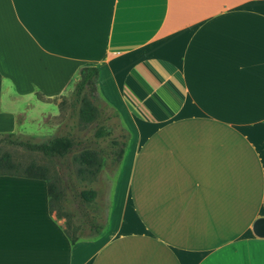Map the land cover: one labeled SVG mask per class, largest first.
Listing matches in <instances>:
<instances>
[{"label":"crops","instance_id":"1","mask_svg":"<svg viewBox=\"0 0 264 264\" xmlns=\"http://www.w3.org/2000/svg\"><path fill=\"white\" fill-rule=\"evenodd\" d=\"M86 62L129 131L106 224L72 242L0 174V264H264V0H0V132H48Z\"/></svg>","mask_w":264,"mask_h":264},{"label":"rangeland","instance_id":"2","mask_svg":"<svg viewBox=\"0 0 264 264\" xmlns=\"http://www.w3.org/2000/svg\"><path fill=\"white\" fill-rule=\"evenodd\" d=\"M71 92H63L53 98L52 101L56 103L63 101V105L61 112L51 117V128L48 132L36 135L20 133L23 138L39 141L54 134L69 132L75 139V144L66 157L52 158L40 151L30 150L18 144L4 141H0V153L3 151L11 152L13 159L22 165L30 161L45 164L48 167L49 176L61 192L60 201L52 211L64 227L74 229L81 236H89L96 231V228L87 221L89 215H94L93 220L96 224L102 225V227L106 224L109 203L113 197L114 186L119 174L120 162L117 160L116 151L124 146L122 141L127 143L129 131L120 111L112 106L99 90V109L101 110L99 125L105 134L100 137L95 136L97 127L95 122H78L71 127L75 120L78 121L68 118V102ZM47 107L51 110H57V106L53 103L47 104ZM26 125L31 131L40 127L34 121H27ZM85 147L99 150L100 165L94 174L78 173L79 163L73 159V155ZM84 188H92L96 191L93 200L85 204L81 202L79 195L80 190ZM59 207L61 214L58 216L56 210H59Z\"/></svg>","mask_w":264,"mask_h":264},{"label":"trees","instance_id":"3","mask_svg":"<svg viewBox=\"0 0 264 264\" xmlns=\"http://www.w3.org/2000/svg\"><path fill=\"white\" fill-rule=\"evenodd\" d=\"M98 78L99 67L96 63L86 62L80 66L78 70V79L75 82L68 102V118L78 120H75L71 127L78 122H95L97 126L95 136L100 137L105 134V131L102 129L101 125H99L101 110L99 109L100 96L98 95ZM62 105L63 101H60L58 103L60 112ZM0 141L18 144L30 150L40 151L52 158L66 157L72 151L75 144V139L69 132L66 134H54L46 139L37 141L30 138H23L20 133H16L14 131H4L0 132ZM122 143L125 146V141H122ZM124 146L120 147L116 151L118 162L122 158ZM73 159L79 163L78 173L80 174H94L99 169L100 153L99 150L95 148L85 147L77 154H74ZM0 174H13L42 178L47 184L50 211H52V209H54L56 204L60 201L61 192L56 183L49 176L48 167L45 164L30 161L27 164L22 165L13 159L11 152L3 151L0 153ZM95 194L96 191L92 188H84L79 192L80 199L83 204L92 201ZM58 209L59 210L56 211L59 216L61 214V209L60 207ZM93 217L94 215H89L87 221L91 226L96 228V231L95 233L89 234V236L99 234L101 232L100 229L103 228L102 225L95 223ZM64 229L72 242L76 241L80 237H83L77 234L74 229H69V227H64Z\"/></svg>","mask_w":264,"mask_h":264},{"label":"water","instance_id":"4","mask_svg":"<svg viewBox=\"0 0 264 264\" xmlns=\"http://www.w3.org/2000/svg\"><path fill=\"white\" fill-rule=\"evenodd\" d=\"M252 230L259 236H264V216L258 217L252 225Z\"/></svg>","mask_w":264,"mask_h":264}]
</instances>
